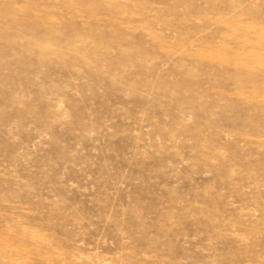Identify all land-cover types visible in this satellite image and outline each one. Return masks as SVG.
<instances>
[{"label": "rangeland", "instance_id": "obj_1", "mask_svg": "<svg viewBox=\"0 0 264 264\" xmlns=\"http://www.w3.org/2000/svg\"><path fill=\"white\" fill-rule=\"evenodd\" d=\"M0 264H264V0H0Z\"/></svg>", "mask_w": 264, "mask_h": 264}]
</instances>
